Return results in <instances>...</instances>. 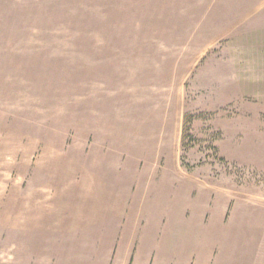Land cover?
I'll use <instances>...</instances> for the list:
<instances>
[{
    "label": "rangeland",
    "instance_id": "374dc122",
    "mask_svg": "<svg viewBox=\"0 0 264 264\" xmlns=\"http://www.w3.org/2000/svg\"><path fill=\"white\" fill-rule=\"evenodd\" d=\"M0 264H264V0H0Z\"/></svg>",
    "mask_w": 264,
    "mask_h": 264
}]
</instances>
